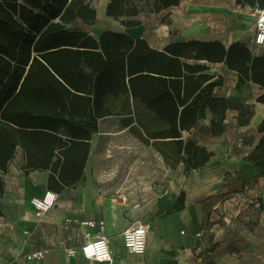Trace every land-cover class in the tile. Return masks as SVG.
Wrapping results in <instances>:
<instances>
[{
  "label": "trees",
  "instance_id": "obj_1",
  "mask_svg": "<svg viewBox=\"0 0 264 264\" xmlns=\"http://www.w3.org/2000/svg\"><path fill=\"white\" fill-rule=\"evenodd\" d=\"M95 0H0V171L18 149L21 169L47 171L55 193L84 179L99 120L120 116L121 125L151 145L170 167L198 169L214 152L184 137L208 116L212 137L226 132L228 111L248 125L253 105L237 103L214 89L223 77L208 73L223 63L240 84L264 90V54L242 41L188 39L152 47L145 38L105 29L98 37L84 27L97 21ZM180 0H108L105 15L127 28L143 12L159 13ZM264 8V0H245ZM82 25V26H80ZM264 103V92L256 97ZM259 138L245 159L264 173V116ZM0 174V195L4 192ZM181 191L170 212L184 208ZM2 206L0 202V216Z\"/></svg>",
  "mask_w": 264,
  "mask_h": 264
},
{
  "label": "crops",
  "instance_id": "obj_2",
  "mask_svg": "<svg viewBox=\"0 0 264 264\" xmlns=\"http://www.w3.org/2000/svg\"><path fill=\"white\" fill-rule=\"evenodd\" d=\"M107 2L108 0H103L100 4L102 15L105 14ZM173 7L179 8V11L184 9L188 22L201 25L204 35L198 38L200 40H214L210 39V34L213 33L208 27L216 23L213 20L215 13L228 12L216 3L200 0H180L179 4ZM234 16L244 19V14L236 13ZM109 19L114 24L118 23L122 30L117 29V24L116 27L100 29L96 34L91 33L88 28L85 30L95 37L105 29L124 31L133 38L141 37L139 29L129 31L139 25L127 28L117 20ZM260 50L261 48H255L254 53L259 55ZM207 65L208 73L214 77L224 76L219 71L216 72L217 67L228 70L223 63ZM230 72L234 73L233 78L237 80L236 73ZM223 86L224 84L218 87ZM263 92L259 86L247 82L240 84L236 91L238 99L232 97L233 95L229 97L237 103L250 105L248 103L253 96V117L248 125L237 126L234 113L236 134L232 136L233 139L225 132L215 147L210 149L206 146L219 156L210 158L198 169L193 170L192 176L181 173L163 187L151 206L154 218L147 223V244L145 252L141 255L130 252L122 241V231L127 226L140 222L135 220L133 208L128 206L127 194L105 193L97 184L98 178L91 175L94 161L90 158L95 150L93 144L84 169V179L78 186L68 187L56 193V204L40 219L36 217L30 199L42 196L48 191V173L36 170L24 174L21 169L23 154L18 149L9 163L7 172L0 171L5 184L4 192L0 195V264H109L106 261L85 259L79 254L68 255L63 250L65 246L81 245L89 236L98 232L96 227L79 224L88 220L104 223V235L108 238L112 264H264L262 224L260 226L263 233L259 229L251 230V225L245 221H236L232 223V227H225L223 232L219 226L222 225L219 222L222 214L219 207L224 205L221 193L241 185L249 171L257 169L245 156L259 138L256 128L264 116V103L256 102V97ZM113 117L118 116L100 119L97 133L103 130L102 121ZM181 191L184 192V208L170 212ZM104 203H108L106 208ZM65 219H76L78 223L65 227ZM107 227L110 229L109 233ZM37 250L44 251L42 257L28 256Z\"/></svg>",
  "mask_w": 264,
  "mask_h": 264
},
{
  "label": "rangeland",
  "instance_id": "obj_3",
  "mask_svg": "<svg viewBox=\"0 0 264 264\" xmlns=\"http://www.w3.org/2000/svg\"><path fill=\"white\" fill-rule=\"evenodd\" d=\"M102 1L95 0L93 2L98 17L97 23L89 27L80 25L88 28L91 33L96 34L100 29L118 25V23L114 24L105 14L102 15L100 12ZM200 1L213 2L228 10V12L215 13L213 20L216 23L208 27L213 33L210 34V39L219 40L225 46L235 41H242L253 53L255 52V48L251 44L255 6L249 5L245 0ZM185 13L184 9L179 11L177 7H171L159 13L143 12L139 16V26L131 28L129 31L134 32L139 29L141 37L145 38L151 46L157 48L164 47L170 42L201 38V35H204L202 34L204 31L200 28L201 25L196 22H188ZM233 13L244 14V19L236 18ZM118 26L117 29L122 30L120 25ZM258 53L264 54V50L261 49ZM218 71L224 75L222 76L224 86L216 87L215 94L227 97L233 95L232 97L238 99L239 96L235 93L240 88V83L233 78L234 73L217 67L216 72ZM250 101L248 104L253 105V96ZM234 113L236 111H228L225 120L226 134L228 132L230 137L236 134L233 124ZM102 123L103 130L101 133L94 134L91 140V144L95 147L90 158L91 161H94L91 175L98 178L97 184L105 193H126L127 203L129 207L133 208L135 220L149 223L154 218L151 206L163 187L169 181L180 176L181 173L192 176L193 170L185 173L182 163L170 167L153 146L145 145L121 125L120 116L105 119ZM207 125L208 116L205 120L199 121L191 132H184L183 135L192 137L199 145L208 146L211 149L225 133L220 137H212ZM218 156L219 154L214 152L212 158ZM22 172L26 174L24 171ZM220 196L224 203L219 207V211L222 213L219 219V222L222 223L219 225L221 229L226 230L225 227H232V223L236 221H245L251 225V230L259 229L263 233L260 224L264 226V173H261L258 168L249 171L241 185L238 184L231 190L223 191ZM107 206L108 203H104V208ZM109 232L110 229L107 227V233Z\"/></svg>",
  "mask_w": 264,
  "mask_h": 264
},
{
  "label": "built area",
  "instance_id": "obj_4",
  "mask_svg": "<svg viewBox=\"0 0 264 264\" xmlns=\"http://www.w3.org/2000/svg\"><path fill=\"white\" fill-rule=\"evenodd\" d=\"M253 14L255 22L251 29V44L254 48L264 49V8L255 7ZM121 198L122 200H126L125 197ZM112 200L114 201L115 199L113 198ZM56 201L57 194L52 191H46L42 196H35L30 199V203L35 209V215L39 219L56 204ZM77 223L78 221L76 219H65L64 226L68 227ZM79 224L90 228L96 227L98 232L89 236L81 245L77 247L65 246L63 250L68 255L79 254L85 259L106 261L112 264L108 238L104 235V223L102 221L88 220L81 221ZM148 232L149 226L144 222H136L127 226L121 233L124 246L134 254H143L146 249ZM221 232H223V229ZM43 253V250H37L28 256L40 258L43 256Z\"/></svg>",
  "mask_w": 264,
  "mask_h": 264
}]
</instances>
